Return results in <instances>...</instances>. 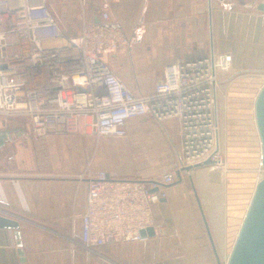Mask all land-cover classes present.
Segmentation results:
<instances>
[{
  "label": "crops",
  "instance_id": "crops-1",
  "mask_svg": "<svg viewBox=\"0 0 264 264\" xmlns=\"http://www.w3.org/2000/svg\"><path fill=\"white\" fill-rule=\"evenodd\" d=\"M234 2L237 4L227 0H48V8L68 38L80 37L86 25L102 24L103 13H108L110 23L124 30L129 45L105 60L135 97L146 98L164 86L167 67L213 54V27L220 28L213 16L216 6L225 11L235 7V11L257 17L242 22L229 19L226 27L230 23L240 31L248 25L252 33L250 27L264 24L257 0ZM188 3L195 7L193 12L176 13V6ZM137 30L142 36H135ZM215 48L233 57L235 69L245 68L240 52L252 51L251 46L237 52ZM254 49L264 58V48ZM180 143L177 120L164 124L150 118L130 121L127 138H106L96 148L53 136L33 145L0 121V218L12 223L11 227L0 226V264H223L222 223L219 233L201 206L199 215L185 213L180 207L188 201L185 176L196 170L182 164ZM173 171H180L183 180L169 188L167 199L154 207V227L145 230L149 241L103 249L83 245L81 220L87 211L90 177L105 172L113 180L148 183ZM16 233L21 235V249Z\"/></svg>",
  "mask_w": 264,
  "mask_h": 264
},
{
  "label": "built area",
  "instance_id": "built-area-1",
  "mask_svg": "<svg viewBox=\"0 0 264 264\" xmlns=\"http://www.w3.org/2000/svg\"><path fill=\"white\" fill-rule=\"evenodd\" d=\"M128 45L108 13L102 24L86 25L80 37L68 38L48 0H0V121L9 130L13 122L22 124L20 138L33 145L53 136L96 148L106 138H127L130 121L177 120L182 164L194 168L211 160L210 175L221 181L226 166L217 104L233 57L213 53L171 65L155 95L137 98L105 60ZM179 172L148 183L113 180L105 172L90 177L83 245L103 249L149 241L140 232L154 227V207L183 180Z\"/></svg>",
  "mask_w": 264,
  "mask_h": 264
},
{
  "label": "rangeland",
  "instance_id": "rangeland-1",
  "mask_svg": "<svg viewBox=\"0 0 264 264\" xmlns=\"http://www.w3.org/2000/svg\"><path fill=\"white\" fill-rule=\"evenodd\" d=\"M227 1L232 5L237 4L234 0ZM188 4L182 7L176 6V13H189L190 10L193 12L195 7L191 3ZM212 7L214 11L215 8ZM234 9L235 7L232 11H225L216 6L213 14L220 27H213V53L229 54L224 51L219 52L215 48L216 45L223 49H234L235 52L239 48L248 50V46L252 47V51L248 50L245 55L240 52V59L245 68L232 67L229 72L224 73L226 74L223 76L225 89L219 96L217 104L220 149L226 173L221 181L210 175L212 169L209 168L196 169L189 177L185 176L184 181L186 182L183 189L188 196V201L186 200V204L180 206L185 213L195 215L200 214L199 206H201L205 215L207 213V216L212 217L213 223L217 225L215 230L217 228V231L219 229L221 233L224 227V232L220 237L223 264L227 263V256L231 254L256 186L264 179V168L261 166V143L255 120V101L264 86V58L260 57L261 52L254 49L264 48V24L250 27L253 28L252 33L248 31V25H243L247 26L243 30L239 27L240 31L232 28L230 23L226 27L225 22L229 19L242 22L257 18ZM205 34L209 43L210 30L208 27ZM135 36H142V34L137 30ZM185 167L188 166L185 165ZM191 183H193L195 193ZM166 224H169V221ZM208 225L209 229L212 228L209 222Z\"/></svg>",
  "mask_w": 264,
  "mask_h": 264
},
{
  "label": "water",
  "instance_id": "water-1",
  "mask_svg": "<svg viewBox=\"0 0 264 264\" xmlns=\"http://www.w3.org/2000/svg\"><path fill=\"white\" fill-rule=\"evenodd\" d=\"M258 11L264 13V5H259ZM255 120L262 150L261 166L264 168V86L255 101ZM10 128L21 136L24 126L13 122L10 124ZM213 165L214 163L209 160L195 166L193 169L209 168ZM0 226L11 227L12 223L0 218ZM148 232L153 236V231L150 230ZM141 235L146 237V232L142 231ZM15 237L18 242L17 246L21 249V235L16 233ZM213 247H215L214 243ZM19 254L22 258L24 257L22 250ZM24 262L25 260L23 259ZM228 264H264V179L256 186L250 206L232 248Z\"/></svg>",
  "mask_w": 264,
  "mask_h": 264
}]
</instances>
